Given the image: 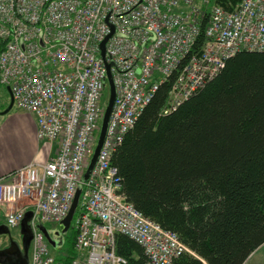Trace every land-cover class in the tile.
<instances>
[{
	"label": "built area",
	"instance_id": "2783aa9c",
	"mask_svg": "<svg viewBox=\"0 0 264 264\" xmlns=\"http://www.w3.org/2000/svg\"><path fill=\"white\" fill-rule=\"evenodd\" d=\"M108 34L116 95L82 181L104 110L100 42ZM241 52H264V0H240L233 9L215 0H0V84L17 109L35 116L50 152L45 162L0 177L6 226L19 227L32 212L29 264H61L36 225L59 224L79 184L70 264H132L117 253V235L142 249V264H174L185 244L126 199L112 155L163 83L170 82L165 111L174 110Z\"/></svg>",
	"mask_w": 264,
	"mask_h": 264
},
{
	"label": "trees",
	"instance_id": "16d2710c",
	"mask_svg": "<svg viewBox=\"0 0 264 264\" xmlns=\"http://www.w3.org/2000/svg\"><path fill=\"white\" fill-rule=\"evenodd\" d=\"M239 1L216 0L228 9ZM169 90L170 82L158 88L112 155L121 191L194 253L174 264H243L264 243V52L238 53L165 111ZM75 237L71 223L55 256L61 264L75 257ZM116 250L144 261L125 236Z\"/></svg>",
	"mask_w": 264,
	"mask_h": 264
},
{
	"label": "water",
	"instance_id": "95a60500",
	"mask_svg": "<svg viewBox=\"0 0 264 264\" xmlns=\"http://www.w3.org/2000/svg\"><path fill=\"white\" fill-rule=\"evenodd\" d=\"M109 35L110 34H108L100 42V51H101L100 55L104 59V62H105V42L107 38L109 37ZM111 67H112L111 62L109 63L105 62L108 98H107V102L105 104V108L103 111V116H102V120H101V124L99 128L96 144H95L93 153L91 155L90 161L82 175V181H85L89 177L91 170L93 169L95 165L98 152L102 146V143H103V140L106 134L109 116L113 108L116 90H115V85H114V81L112 77ZM6 90L9 95V105L6 108L5 112L3 113L8 112L13 106V99H12L10 89L6 87ZM81 189H82V186L81 184H79L74 193L70 208L66 216L60 222V225L62 227L60 230V234L66 233L67 230L71 226V221L78 207V201H79V195L81 193ZM31 216H32V212L26 211L24 214V218L22 219L20 223V233L22 235L21 247L17 244V242L13 241L11 242L8 248L0 249V264H28V250H29V245H30V241L32 238V230L28 225V220L31 218ZM37 228L44 234L49 244H55V241L52 240L48 230L43 224H37ZM3 231L7 232L8 230L4 227V225H0V232H3ZM56 233L59 234L58 231Z\"/></svg>",
	"mask_w": 264,
	"mask_h": 264
},
{
	"label": "crops",
	"instance_id": "0c3cea01",
	"mask_svg": "<svg viewBox=\"0 0 264 264\" xmlns=\"http://www.w3.org/2000/svg\"><path fill=\"white\" fill-rule=\"evenodd\" d=\"M49 156V149L37 138L35 116L15 107L6 112L0 121V177L32 161L43 163ZM4 213L0 208V225L4 224Z\"/></svg>",
	"mask_w": 264,
	"mask_h": 264
},
{
	"label": "rangeland",
	"instance_id": "374dc122",
	"mask_svg": "<svg viewBox=\"0 0 264 264\" xmlns=\"http://www.w3.org/2000/svg\"><path fill=\"white\" fill-rule=\"evenodd\" d=\"M108 92L105 91L104 94V105L107 102ZM9 105L8 101V93L5 91V88L0 86V121H2L3 117L5 116V110ZM26 204V203H24ZM16 206H23V202L16 203ZM78 209V208H77ZM48 228L50 235L53 240H56V244H51L50 249H52L54 255H61V251L59 248L60 245L64 243V235L60 234V225L57 224H45ZM8 231L0 232V248H4L5 246H10L11 242L15 241L19 246H21L22 235L20 233V228H8ZM59 232L57 234L56 232ZM58 244V245H57ZM186 246V245H185ZM187 253L194 254L190 249L186 246ZM246 264H264V243L256 252H253L250 257L246 260Z\"/></svg>",
	"mask_w": 264,
	"mask_h": 264
},
{
	"label": "bare ground",
	"instance_id": "6f19581e",
	"mask_svg": "<svg viewBox=\"0 0 264 264\" xmlns=\"http://www.w3.org/2000/svg\"><path fill=\"white\" fill-rule=\"evenodd\" d=\"M3 87V86H2ZM6 91V90H5ZM69 230V229H68ZM75 241V240H74ZM74 250V249H73Z\"/></svg>",
	"mask_w": 264,
	"mask_h": 264
}]
</instances>
